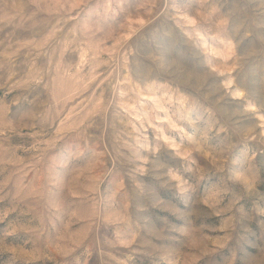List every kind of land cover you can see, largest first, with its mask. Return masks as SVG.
Masks as SVG:
<instances>
[{
	"label": "rangeland",
	"instance_id": "374dc122",
	"mask_svg": "<svg viewBox=\"0 0 264 264\" xmlns=\"http://www.w3.org/2000/svg\"><path fill=\"white\" fill-rule=\"evenodd\" d=\"M0 264H264V0H0Z\"/></svg>",
	"mask_w": 264,
	"mask_h": 264
}]
</instances>
